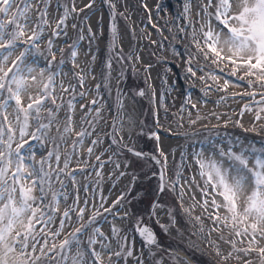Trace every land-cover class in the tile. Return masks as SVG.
I'll return each mask as SVG.
<instances>
[{
  "label": "snow or ice",
  "instance_id": "obj_1",
  "mask_svg": "<svg viewBox=\"0 0 264 264\" xmlns=\"http://www.w3.org/2000/svg\"><path fill=\"white\" fill-rule=\"evenodd\" d=\"M105 2L111 24L108 55L100 65L104 86L110 87L113 62L120 66L118 76L123 78L124 62H131L134 56L139 61L140 57L135 50L124 53L123 31L117 19L123 13L113 0ZM94 5L95 0H88L80 8L76 0H56L53 17L52 0H0V264H128L129 258H134L135 264H163V257L157 258V250H162L159 236L148 221H153L164 233L177 226L176 207L164 199L172 194L187 221L198 225L202 238L214 247L225 264L234 258L252 256L258 257V264H264V140L257 146L218 128L206 129L207 134L198 140L194 139L196 132H185L186 144L179 160L173 157L174 179H170L168 156L162 148L145 152L137 150L134 144L123 143L124 95L119 88L117 112L110 133L105 134L109 143L104 146V137L97 132L98 124L104 121L100 83L95 85L97 97L90 107L81 105L86 115L76 130L75 95L65 104L57 89L61 94L75 93L76 85L71 81L65 86L64 69L69 63L73 70L78 67L85 39L90 64L87 70L74 71L77 85L83 87L88 73L96 70L100 49L93 50L92 42L97 39V32L89 23L90 16L83 15L85 10L99 11ZM143 7L151 12L146 2ZM160 10L157 5V12ZM184 13L195 48V53L185 48V74L215 91L228 92L230 85L246 84L253 89L249 96L261 97L255 119H264V0H187ZM77 16L83 17L82 23ZM100 24L102 36V15ZM69 27L78 33L75 39L69 36ZM131 31L134 35L135 29ZM61 37L68 44L67 52L57 43ZM173 51L180 55L175 48ZM57 52L61 53L59 60ZM197 57H203L205 63H194ZM227 65L231 68L225 71ZM150 68L149 64L146 71ZM241 71L243 75H238ZM197 72L204 74L198 77ZM135 94L143 97L145 89ZM79 95L83 97L85 93L81 91ZM191 101L189 91L182 110ZM65 107L62 125L58 114ZM191 107L196 108L194 104ZM189 123L194 126L197 120ZM151 136L156 141L160 139L158 132H152ZM69 139H72L70 148ZM125 152L131 153L136 161L152 160L159 165L158 172L152 173L157 178L156 195L149 198L145 192L134 197L140 204L147 201L146 210L133 211L127 207L128 186L111 201L104 194L106 165H112V188L133 168L132 159L121 158ZM193 165L195 172L186 176L185 170ZM89 170L95 173V179ZM85 174L88 183L82 184L79 177ZM131 175L130 185L134 186L138 176L135 171ZM193 186L201 199L197 200L192 192V203L185 206L187 192ZM111 194L109 191L108 195ZM197 207L207 213L211 226L205 225L202 216L194 215ZM158 213L167 215L166 223L160 222ZM116 221L131 224L118 225ZM102 222L109 224L108 232L102 230ZM213 233L218 234V240L212 239ZM137 237L142 245L138 253ZM222 245L230 250L225 251ZM242 264H253V260L242 259Z\"/></svg>",
  "mask_w": 264,
  "mask_h": 264
},
{
  "label": "rangeland",
  "instance_id": "obj_2",
  "mask_svg": "<svg viewBox=\"0 0 264 264\" xmlns=\"http://www.w3.org/2000/svg\"><path fill=\"white\" fill-rule=\"evenodd\" d=\"M84 2L80 4V2L77 3L76 0L77 7H83L85 3H88V0L85 3ZM145 2L147 3V0H113V3L117 6V10L123 13L122 17L117 18L118 25L120 29H124L129 36L130 43L126 49H123L124 53L127 54L130 50H135L136 55L139 56L140 59L145 60V62L139 63L135 56L131 62H124L123 71L125 75L123 78H120L118 76L120 66L114 61L110 87L104 86L105 81L101 76L100 65V61L105 59L108 55L106 45L109 38V27L111 24V19L108 17L110 12L109 9H106L108 6H106L105 0H95L94 8L99 9V11L89 12L88 10H85L83 15L90 16L89 23H91L93 30L97 32V39L92 42L93 50L97 47L100 49L97 64L95 65L96 70L94 73H88L89 78L83 87L77 85V78L74 71H79L80 68L87 70L90 64V55L88 54L87 48L88 41L85 39L83 41V47L81 48L82 54H88L85 65H80L77 61L78 67L75 70H73L70 63L64 69L67 73V76L64 77L65 86H67V83L71 81L73 85H76L75 93L67 92L61 94L59 89H57L58 95H62L65 104L69 99H72L73 95H75L73 103L76 106L74 117L76 121V130H79L81 118L86 115L84 110L81 108V105L90 107L91 101L97 97L95 85L100 83V96L103 97L100 103L104 107V121H101L98 124L97 132L104 137V146L106 147L109 143L105 134L110 133L111 131L110 126L114 119L117 107L116 97L117 89L119 88V90L123 93L124 98L126 96H130L132 100L136 102V105L138 102V105L144 109L141 121L142 124H138L139 130L137 129L132 131L130 139L131 142L127 145L131 146L134 144L137 150L149 152L160 149L159 141L148 138V135L152 132H158L159 137L164 136L173 140L171 147L166 153L164 152L168 156V176L170 179H174V174L171 171L173 157L175 156L178 161L182 151V146L186 144V141L183 138V134L185 132H196L197 136L194 137V139L198 140L207 134L206 129L218 128L221 132L227 131L230 135L239 136L242 139H246L255 143L257 146H260V142L264 140V119L256 120L255 117L260 107L259 101L261 97L259 95L254 97L249 96L248 93L253 91L252 88L243 83H235L230 85L228 92L209 90L204 82L199 79H192L190 76L185 74L187 68V53L185 52V48L187 47L191 52L195 53V48L191 44V28L187 27L188 18L184 13V4L187 0H155L153 6L150 8L148 7L151 12L143 7ZM52 3L53 17H55L56 0H52ZM157 5L161 6V10L159 12H157ZM96 14L100 15L97 20L93 21L92 18ZM101 15L103 16L102 28L104 33L102 36L100 35ZM192 16L193 18L196 17L195 5L193 7ZM82 19V16H77V20L81 23ZM133 19H135V21H132ZM52 22L54 26V18ZM71 23L72 20L70 18L69 25H71ZM182 28H184L185 31H181ZM132 29H135L134 35L131 31ZM77 35L78 33L69 27V36L72 39H75ZM63 41L64 38L61 37L57 43L61 47L65 48V51L67 52L68 44H65ZM45 46L46 45H41V47ZM173 48H175L176 52L180 55H176ZM56 56L59 60L61 53L57 52ZM194 63L204 64L205 61L203 57H197L194 60ZM133 64L135 70H133ZM149 64L151 65V68L146 71ZM209 67L212 66L209 65ZM230 68L231 65L225 66V71H228ZM152 69L156 71V80L153 85H150L148 84V77L149 71ZM207 70L208 69H205V71ZM203 74L204 73L202 72H197L198 77ZM238 75H243V72L241 71ZM92 76H94L95 79H93ZM223 79L224 76L221 74V83L223 82ZM207 83L210 85L212 82L209 80ZM141 88L145 89L146 94L145 96L139 98L135 93ZM81 91L85 93L83 97H80L79 95ZM153 91H155L154 98L152 97ZM189 91L192 93L191 104H194L196 108L193 109L191 104H189L187 105L186 110H182L185 106ZM205 91H207V96H205ZM256 91L259 92L260 90L257 89ZM232 93H235V95H232ZM221 97L225 98L221 99ZM195 99H199L202 103L206 100L207 103L209 102L216 107L214 108L215 111H203L202 108L200 109L201 105L199 106ZM240 103H245L248 105V108L244 107L243 109H239L241 105ZM66 111L67 107L62 109L58 114V118L62 125L65 121ZM248 114L251 115L250 119H247L246 117ZM92 115H95L94 111H92ZM197 117H201L202 119H197ZM217 117L220 118L217 119ZM209 119H213V121L217 124L211 125L208 123V121H210ZM89 120H91V116H89ZM190 120H197V123L193 126L189 123ZM226 121L227 124H225ZM229 126L230 128H227ZM237 127L242 128V130H237ZM53 134H56L54 129ZM92 138L94 139L95 136ZM71 143L72 139H69L68 148H70ZM85 144L87 145L88 141H85ZM68 148H65L64 150L67 151ZM173 149H175L174 153ZM96 154H99V152L97 151ZM121 158L132 159L134 161L133 168H129L127 170L128 176L120 178L117 186L112 188V165H106L102 182L104 194L109 197V191L113 194L115 190L119 188V192H116V194L114 193L113 195L111 194L113 196L112 198H114L120 195L121 191L128 186L126 200L130 203L127 207L133 211L139 208L146 210L147 201H145L144 204H140L138 199H134V197H137L138 193L145 192L149 194V198L156 195L155 188L157 178L153 176L152 173L158 172V168L153 161H136V158L126 152L122 154ZM37 159H39V153H37ZM92 162L95 163V160L93 159ZM73 167H75V165H73ZM133 171L137 173L138 179L136 184L131 186L130 181L132 179L131 174ZM89 172L92 178L95 179V173H91V170H89ZM194 172L195 167L186 169L185 175L191 177ZM87 176L88 174H85L83 177H79L82 184L88 183ZM199 179L200 178L198 177V180ZM94 189L95 186H93V190ZM195 189V186H193L190 190L191 195ZM69 192H72L71 188H69ZM80 195L83 198V189H81ZM191 195L188 204L192 203ZM164 199L168 200L176 207L177 226L170 229L169 232L164 233L160 230L158 225L151 220L149 221L150 224L158 228V234L161 237V242L163 244H160V246H162V248L165 247L162 249L163 253L160 250H157V258L163 257V264H186L181 256L178 255V253L183 252L197 264H225V262L217 255L214 247L210 246L208 241L202 238L198 225L192 221H187V217L181 211L179 201L176 199L175 195L172 194L165 196ZM196 199L199 200L197 195ZM98 202L99 200L97 197V203ZM197 212L194 211V215L202 216L205 225L211 226L210 221L207 219V213L203 212L200 207H198ZM158 215L162 217V221H160L161 223L167 222V215L165 213H158ZM108 220L111 221L112 217L109 216ZM116 223L118 225H130L131 221H116ZM101 226L102 230L108 232V223L102 222ZM68 230L70 231L71 229ZM225 235L227 236V231H225ZM181 237H184L187 243H184L183 240H181ZM212 239L218 240V234L213 233ZM141 247L142 245L140 239L137 237V253ZM222 247L225 251L230 250L227 245H222ZM233 255L235 256V253ZM249 258L253 260V264H258V257L255 256L243 257L242 259ZM242 259L237 260L234 258L229 262V264H242ZM128 264H135V259L129 258Z\"/></svg>",
  "mask_w": 264,
  "mask_h": 264
},
{
  "label": "bare ground",
  "instance_id": "obj_3",
  "mask_svg": "<svg viewBox=\"0 0 264 264\" xmlns=\"http://www.w3.org/2000/svg\"><path fill=\"white\" fill-rule=\"evenodd\" d=\"M84 1L85 0H77V3L80 2V4H82ZM154 1L155 0H147V4H148V7L149 8L154 4ZM99 15L100 14L94 15L93 18H92V20L93 21L97 20ZM132 21H135V19H133ZM122 31H123V39H122L121 43L123 45V48L126 49L128 47V45H129V43H130L129 42V36L124 31V29ZM87 57H88V54L85 55V54H82L81 53V56L78 59V63H80V65H83L84 66L85 63H86V61H87ZM138 62L139 63H143V62H145V60L140 59V61H138ZM155 80H156V71L154 69H152V70L149 71V77H148V82L149 83L148 84L153 85L155 83ZM235 88H237V87H235ZM195 100L197 101V103L199 104V106L201 105L200 106V109L202 108L203 111H205V110L206 111L207 110L215 111L214 108H216V107L214 105H212L211 103H209V102L208 103L207 102L206 103L205 102L202 103V102L199 101V99H195ZM240 104L241 105H240L239 109H243L245 107V105H246L245 103H240ZM239 109H237V110H239ZM122 117H123V121H124V127H123V130H122V134H123V137H124L123 143L124 144H130V142H131L130 139H131V136H132L131 133H132L133 130H137V128H138V121H139V110H138V107H137L135 101L132 100V98L130 96H127L126 99H125V101H124V108L122 109ZM211 117H213V116H211ZM246 117H247V119H250L251 115L248 114ZM209 120L210 121H208V123H210L211 125L217 124L215 121H213V119H209ZM227 128H230V126L227 127ZM242 128L237 127V130H242ZM159 143H160V148H162L163 151L166 153L168 151V149L171 147V145L173 143V140H171L169 138H166L164 136H160ZM194 167H195V165H193L192 168H194ZM198 177L199 176L196 177L197 180H198ZM118 189L115 190V192H114L115 194H116V192H119ZM194 192L196 193V195L198 196V198L200 200L201 199V195H200L199 191H197L195 189ZM112 195L108 197L109 201H111L112 199L115 198V197L112 198L113 197ZM190 195H191V191L189 190L187 192V196H186V199L184 201L185 202V206L189 205L188 202H189ZM194 211L197 212L198 211V207L195 208ZM161 219H162V217H161Z\"/></svg>",
  "mask_w": 264,
  "mask_h": 264
},
{
  "label": "flooded vegetation",
  "instance_id": "obj_4",
  "mask_svg": "<svg viewBox=\"0 0 264 264\" xmlns=\"http://www.w3.org/2000/svg\"><path fill=\"white\" fill-rule=\"evenodd\" d=\"M160 247H161V249L165 248V247L162 248V246H160ZM160 251L162 252L163 250H160Z\"/></svg>",
  "mask_w": 264,
  "mask_h": 264
}]
</instances>
